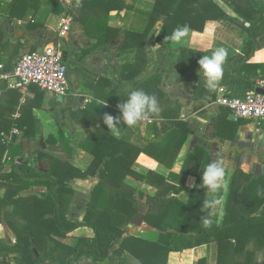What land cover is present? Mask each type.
<instances>
[{
	"label": "crops",
	"instance_id": "obj_1",
	"mask_svg": "<svg viewBox=\"0 0 264 264\" xmlns=\"http://www.w3.org/2000/svg\"><path fill=\"white\" fill-rule=\"evenodd\" d=\"M34 1L37 2L38 9L33 17V22L42 27L32 30L27 29V25L24 22L11 21V3L8 0H0V31L4 32L6 36L5 42L8 43L4 54L0 57V63L14 65L24 55L42 51L52 43V47H55L54 44L58 43L59 46L66 49L74 62L75 56H80L79 58L81 59L88 54L83 62L72 63L68 69V81L77 94V101L74 108L67 111L65 121L68 122L69 128L74 133L94 131V127L81 123L83 120L80 121V124H76L72 120V112L85 111L90 106L92 110H96V116L93 115L92 119H96L98 117L97 114L103 113L99 126H107L103 120L104 114L108 113L114 117L120 115L117 105L123 103L127 99L128 91L134 89L133 83L124 81L121 77V68L124 64L132 63L131 59H129L130 61H123L128 57L125 56L120 61L117 58V51L113 49H103L97 53H89L98 44L99 39L103 37L101 27L104 23L101 22V25L99 23L101 20H97L94 13L89 14L87 20H81L83 16L82 7L85 0H73L71 8L72 30L65 40L58 38L57 26L62 16L66 13L68 7L66 0ZM127 1L132 6V10L124 13H111L109 20H106L108 27L142 34L147 28L154 1L137 0L136 3H133V0ZM235 1L244 6L247 4V0ZM255 1L264 2V0ZM214 2L228 14L231 22L238 24L245 30L249 27L251 22L235 11L236 9L231 0H214ZM164 21L161 20L157 24L144 46L146 55L149 58L148 66L136 78V82L148 76L152 68L159 64L165 56L164 53H154L151 48L156 32ZM246 33L247 31L245 32L233 26L228 21H211L206 24L203 33H192L187 48H184L182 53L178 51L176 56L179 58L183 70L188 71L194 65L199 64L198 61L202 58V55L211 53L218 47H223L228 51L222 77V80L226 81L232 78L233 65L243 59L246 54L244 48L248 37ZM256 48L258 50L264 49V32L257 36ZM141 56L142 54H140V58ZM184 57L186 58L184 59ZM183 64L185 67H183ZM112 69L115 71V77H112ZM169 69L170 67L167 68V71ZM158 70L159 68L157 67L156 71ZM177 75H166L162 79L160 87L167 93L168 98L161 105L159 115L152 117L150 122H143L134 128L121 126V134L118 138L139 149H145L150 144L158 146V151L153 159L156 163L155 173L165 180L171 188L180 190L178 194L174 191L170 192L168 197L165 198H177L185 204L190 202L197 182V178L193 174L196 171L195 149L198 147L203 148L208 153L211 161L219 156L223 160L226 176L224 187L217 194L222 203L215 210L212 218L217 220L219 227H223L225 224L231 225L235 223L238 217L256 212L255 210L257 208L260 209L263 205L264 183L260 184L254 190V193L248 192L250 190H243L246 186L245 177L242 174H235L241 171L245 175L251 176V181L264 177V122L257 124L244 122L243 120L235 121L232 113L217 103L218 99L227 97L232 91L227 86L218 87L212 92L208 91L205 87L203 74L202 72L199 74V70L187 74L181 85L175 84ZM115 78H117L118 84L121 86L120 92L109 87V81H113ZM154 88V85L151 86L153 94H155ZM214 94H216L215 99L213 98ZM18 98V105H16ZM21 98L22 96L18 92L12 91L7 87L5 90L0 89V115L5 114L4 119L7 121V130L2 133V136L11 135L15 129L21 133L22 138H25L26 132L28 136L30 135L28 127H25L23 131L16 127L22 117L18 121L13 118L18 111L23 116L24 110H27V106L30 103L39 104V107L33 109L32 112L33 117L39 121V125L36 124L32 128L35 135L32 139L38 141L45 135V142L51 136L59 141L60 129L59 125L54 121L53 110H58L63 105H72L74 103V95L71 93L67 98L61 99L53 94L31 87L26 95V103L24 105L20 104ZM173 101H178V103L173 105ZM12 107L15 108L13 112L8 111ZM167 109L170 110L163 117L162 113ZM176 114H178L179 120L183 124H187L189 128V135L181 148H178L177 144L183 133L174 127ZM24 140H27V138L19 142L17 140V143L20 144ZM48 146L52 147L51 145ZM54 147V154L66 161H70L72 166L80 171H87L94 161L92 155L79 148L76 160L72 162L71 155L69 159L65 157V155L69 154L66 148L61 152L58 147ZM72 147H74V144ZM61 153H64V155ZM9 155L8 147L2 158V169ZM17 158L18 156L15 157V159ZM200 163H202L201 160ZM33 166L35 169L49 170L39 166L36 159ZM15 167H20L18 162ZM132 170L143 178L148 176L150 172L147 167L140 164H135ZM11 171L12 168H9L8 172ZM155 180L156 183H161L159 179ZM98 183L99 177H96V182L90 187L89 194L86 197V206L83 209L80 207L83 206L82 203L85 200H80L79 196H81L82 189L85 190L86 188L85 182L73 185L74 191H77L76 199L72 201L66 215L69 221L80 223L84 220L87 207L91 201L92 190ZM125 183L137 191L135 198L138 214L129 225L130 235L145 241L158 242L161 232L148 226L145 222L148 214L157 212L154 211L156 210V204L163 199L160 198L158 187L131 176L125 179ZM244 191H246L244 193L245 196L242 197L240 194ZM43 193H47V189L33 187L23 192L21 197H40ZM3 194L4 190L0 189V202H2ZM259 213L257 211V214ZM47 218L50 219L52 216ZM0 220V242L2 244L0 246V264H23L21 255L11 251L17 244L13 215L2 209ZM84 231L79 230L74 234H77V236L90 235L89 232ZM232 243L236 245V241L233 240ZM182 245L185 251L183 262H180L179 253H171L167 264H199L203 260L206 264H219V260L221 264L246 262L264 264V228L250 230V234H248L242 244L245 253L241 256L233 255L232 252H224L222 257L219 258L217 243L195 247L194 236H182ZM31 252L35 259L40 254L35 245L31 246ZM127 257L132 264H141L131 255L127 254ZM83 263L91 264V261L84 258ZM112 264H120V259H113Z\"/></svg>",
	"mask_w": 264,
	"mask_h": 264
},
{
	"label": "trees",
	"instance_id": "obj_2",
	"mask_svg": "<svg viewBox=\"0 0 264 264\" xmlns=\"http://www.w3.org/2000/svg\"><path fill=\"white\" fill-rule=\"evenodd\" d=\"M8 1L11 3V21L24 22L27 25L26 28L32 30L42 27L33 22V17L38 9L37 2L34 0ZM153 1L148 25L142 34L108 27L106 20H109L111 13L132 10V6L127 0H85L81 20H87L89 14L94 13L97 20H101L99 23H104L103 25L101 23L103 37L89 53L109 49L112 43L123 40L121 46L113 49L117 51V58L120 61L125 56L128 57L123 61H130L129 59L132 61L130 64H124L121 68L122 79L133 83L134 89H141L155 95L161 107L168 98L167 93L160 87L164 76L178 74L175 84L181 85L187 74L199 70L200 67L197 64L188 71L183 70L176 53L187 48L192 33H203L208 22H227L231 19L214 0ZM231 1L235 9L251 23L246 29L248 34L244 47L246 54L243 59L233 65L232 78L226 81L221 80L219 87L227 86L232 91L227 97H241L253 88L257 79L264 77V49L256 48L257 36L264 32V2L247 0V4L244 6L235 0ZM132 2L136 3L137 0ZM161 20L165 21L156 32L151 48L154 53H164L165 56L159 64L152 68L148 76L136 82V78L148 66L149 58L144 46L151 32ZM185 25L189 28L187 44H175L166 39L176 28ZM5 39L4 32L0 31V57L8 46ZM52 46L53 43L49 44V47ZM65 51L68 52L66 49ZM140 54H142L141 58ZM207 54L210 52L204 55ZM87 55L81 59L80 56H75V63L83 62ZM157 67L158 71H156ZM168 67L170 69L167 71ZM153 85L155 94L151 90ZM109 87L117 92L121 91L117 78L109 81ZM213 98H216V94L213 95ZM18 101L19 98L16 105H18ZM175 103L178 101H173V105ZM27 107L16 127L22 131L28 127L30 130L28 137L33 138L35 135L32 128L36 124L39 125V121L33 117L32 112L33 109L39 107V104L29 103ZM14 109L12 107L8 111L13 112ZM169 110H164L162 116L164 117ZM95 114L96 110H92L90 106L85 111L72 112L74 123L80 124V121L83 120L81 123L95 129L86 136L79 147L94 158L90 167L84 172L74 168L70 161L51 156L48 153L41 154V162L50 161L51 168L49 170L35 169L33 165L29 166V162H26L19 168L13 166L11 172H3L2 158L10 146L3 143L2 133L7 130V121L4 119L5 114L0 115V189L4 190L2 202H0V219L2 209L13 215L17 244L11 251L21 255L23 264H46L48 262L51 264H77L84 258L89 259L91 264H112L115 258L120 259V264H132L127 254L141 264H167L171 253H179L182 263L185 254L182 236H194L195 247L217 243L219 258L224 252H232L236 256L245 253L242 244L250 234V230L264 228V201L260 208L262 210L257 208L256 212L242 215L231 225L225 224L223 227H219L217 220L212 218L211 228H204L201 217L206 216L207 213L201 211L200 205L207 197V191L199 188L198 185L201 183V174L204 168L211 162L208 153L200 147L195 149L196 171L193 174L197 178V182L190 202L185 204L177 198L166 199L165 197H168L170 192L174 191L178 194L180 190L171 188L155 173L156 163L153 159L159 147L150 144L145 149H139L120 140L109 131L107 126H99L103 113L97 114L98 117L93 120L92 116ZM174 127L183 133L177 144L178 148H181L189 135V128L187 124H183L179 120L178 114L175 115ZM66 128V125L59 126V141L51 136L45 144L57 146L62 143L72 156L73 147L71 145L73 142L63 132ZM14 143H17V140L12 144ZM69 144L70 147L67 148ZM18 145L22 148V144ZM135 164L147 167L150 170L148 176L143 178L137 175L132 170ZM237 174H242L245 177L246 186L243 190H250L248 192L254 193V190L264 183V177L251 181V176L245 175L241 171L235 175ZM129 176L157 186L160 198H163L156 204L154 211L157 212L148 214L145 218L148 226L161 232L160 239L156 243L145 241L129 233V225L138 214L135 198L137 191L125 183V179ZM96 177H99V183L92 190L91 201L84 220L80 223L69 221L66 217V210L74 194L73 185ZM155 179H159L161 183H156ZM33 187L45 188L47 193H43L40 197H21L23 192ZM245 192L240 195L244 197ZM19 204L22 206L18 208ZM257 211L260 213L257 214ZM48 216H52V218L48 219ZM79 230H85L84 232H89L90 235L77 236L74 234ZM67 240L69 243L64 242ZM233 240L236 241V245L232 243ZM32 245H35L40 252L36 259L31 252ZM0 246H2L1 242ZM199 264L206 263L203 260ZM219 264H221L220 260Z\"/></svg>",
	"mask_w": 264,
	"mask_h": 264
},
{
	"label": "built area",
	"instance_id": "obj_3",
	"mask_svg": "<svg viewBox=\"0 0 264 264\" xmlns=\"http://www.w3.org/2000/svg\"><path fill=\"white\" fill-rule=\"evenodd\" d=\"M67 9L57 26L60 40H65L72 30L73 19L71 8L73 0H66ZM68 70L64 60V49L61 46L47 47L42 51L28 53L14 65L0 63V83L5 82L6 87L18 92L22 98L21 105L26 103V95L31 87L53 94L57 97L67 98L70 93ZM257 89L264 91V77L255 81L251 90L241 97H222L217 100L219 106L228 109L235 121L247 120L253 123L264 122V95L258 94ZM22 114L18 111L14 120L18 121ZM18 130L11 135L3 136V143L11 145L21 138Z\"/></svg>",
	"mask_w": 264,
	"mask_h": 264
},
{
	"label": "clouds",
	"instance_id": "obj_4",
	"mask_svg": "<svg viewBox=\"0 0 264 264\" xmlns=\"http://www.w3.org/2000/svg\"><path fill=\"white\" fill-rule=\"evenodd\" d=\"M188 33L189 28L185 25L176 28L166 39L175 44H187ZM227 56V49L218 47L210 54L203 55L198 61L200 65L199 74L202 72L205 87L208 91H215L219 87ZM117 108L120 115L114 117L105 113L103 117L105 125L116 137L121 134V126L134 128L143 122H150L151 118L158 116L161 111L157 97L141 89L128 91L127 99L118 104ZM225 176L226 169L223 160L219 156L209 162L201 174V183L198 187L205 189L209 194L200 205L201 211L207 213L206 216L201 217L204 228H211L213 213L222 203L217 194L224 187Z\"/></svg>",
	"mask_w": 264,
	"mask_h": 264
},
{
	"label": "water",
	"instance_id": "obj_5",
	"mask_svg": "<svg viewBox=\"0 0 264 264\" xmlns=\"http://www.w3.org/2000/svg\"><path fill=\"white\" fill-rule=\"evenodd\" d=\"M122 43H123V40H119L118 42L112 43L109 46V49H116L119 46H121ZM54 46L55 47H58L59 44L58 43H55ZM64 60L66 62L67 70L69 69L70 64L75 63L70 58V54L68 52H66L65 49H64ZM112 77H115V71L113 69H112ZM5 88H6V83L5 82H1L0 83V89L1 90H5ZM70 90H71V93L74 95V103L72 105H69V106L63 105L58 110H53V112L54 113L55 112L58 113V116H55L54 117V121L59 126H62V125H66L67 126V128L64 129V131H63L65 133V135L68 138H70L71 140H74L76 138H79L76 141V143H75V145L73 147V151H72V160L71 161L74 162L76 160V154H77V151H78V149L80 147V144L86 138V136H88L91 133V131H84V132L73 133L72 130L68 126V122H66L64 120L63 111H70V110H72L74 108V106H75V102L77 101V94L74 92V88L71 85H70ZM256 92L258 94L264 95V91L261 90V89H257ZM25 138H28L27 132L25 134ZM22 143L23 142H20V144H22ZM44 153H48L51 156L60 158L58 155H56V154L52 153L50 150H48L47 145L45 144V140L43 138H41V140H40V149H39V152L38 153H35V154L32 153L31 144L28 142L25 145V149H24V152H23L22 156H20L19 158H17L18 166H21L22 164H25L26 162H29V166H32L33 163H34V161H35V159L38 161L39 166H41V164H42V162H41V154H44Z\"/></svg>",
	"mask_w": 264,
	"mask_h": 264
},
{
	"label": "rangeland",
	"instance_id": "obj_6",
	"mask_svg": "<svg viewBox=\"0 0 264 264\" xmlns=\"http://www.w3.org/2000/svg\"><path fill=\"white\" fill-rule=\"evenodd\" d=\"M236 12H238L237 10H235ZM125 12V11H124ZM124 12H121V13H124ZM238 14H239V12H238ZM164 19V18H163ZM228 22H230V24H232L233 26H235V27H237V28H239V29H241V30H243V31H245L246 32V30L245 29H243V27H241V26H239L238 24H236V23H233V22H231V21H228ZM247 34V33H246ZM248 35V34H247ZM182 53V52H181ZM203 56V55H202ZM186 57H184V59H185ZM183 67H185L184 66V64H183ZM59 98H61V99H65V98H62V97H59ZM74 130V129H73ZM43 138H44V140H46V136L45 135H43ZM24 138H19L18 139V142L19 141H22ZM27 139H29V143L31 144V150L32 151H36V150H38V149H40V139L37 141V140H34V139H32V138H27ZM34 140V141H33ZM31 141V142H30ZM27 141H25L24 143H26ZM46 143V142H45ZM71 146H73V145H71ZM47 147H48V149L51 151V152H53V153H55L53 150H55L54 148V146H52L51 148L48 146V144H47ZM56 147H58L59 148V151L61 150V152H63L64 150H65V146L61 143L60 145H58V146H56ZM70 147V144L68 145V147L67 148H69ZM56 150H58V149H56ZM9 151H10V155H9V157H8V160H7V162H4V168L2 169V171L3 172H6V171H8L9 170V168H13V166H15L16 164H17V160L15 159V157L16 156H21V154H22V148H21V146H19L18 145V143H14V144H12L10 147H9ZM60 154V153H59ZM62 155H64V153H61ZM15 156V157H14ZM65 157H67L68 159L70 158V154H68V155H65ZM64 157V158H65ZM42 167H44L45 169H50L51 168V162L50 161H46L45 163H42V165H41ZM83 182H85V185H86V188H85V190H83L82 189V191H81V196H79V198H80V200H85L84 201V203H82L83 204V206H81L80 208L81 209H83L85 206H86V201H87V199H86V197H87V195L89 194V190H90V187H91V185L92 184H94L95 182H96V178H89L87 181H83ZM79 183V182H78ZM76 191L77 190H75L74 191V194L72 195V197H71V202H70V205H71V203H72V201L73 200H75L76 199ZM70 205H69V207H70ZM19 206H22L21 204H19L17 207L19 208ZM17 207H15L16 209H17ZM69 207L67 208V210H66V215H67V212H68V210H69ZM68 219V218H67ZM67 243H69V240H67L66 241ZM83 260L84 259H82L79 263H77V264H84L83 263ZM84 262H86V261H84ZM49 264H51L50 262H48ZM47 264V263H46ZM86 264V263H85Z\"/></svg>",
	"mask_w": 264,
	"mask_h": 264
},
{
	"label": "flooded vegetation",
	"instance_id": "obj_7",
	"mask_svg": "<svg viewBox=\"0 0 264 264\" xmlns=\"http://www.w3.org/2000/svg\"><path fill=\"white\" fill-rule=\"evenodd\" d=\"M66 114H67V111H63L64 120H65ZM53 115H54V117H55V116H58V113L55 112ZM72 132H73V131H72ZM73 133H74V132H73ZM25 141H27V142L24 143ZM24 142L22 143V149H23V152H24V149H25V145L29 142V139L24 140ZM72 142H73V144L75 145L76 140L74 139V140H72ZM38 152H39V150H37V151H35V152H32V153L35 154V153H38Z\"/></svg>",
	"mask_w": 264,
	"mask_h": 264
}]
</instances>
